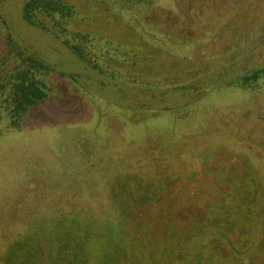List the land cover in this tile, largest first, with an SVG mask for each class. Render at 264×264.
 Wrapping results in <instances>:
<instances>
[{
  "label": "rangeland",
  "instance_id": "obj_1",
  "mask_svg": "<svg viewBox=\"0 0 264 264\" xmlns=\"http://www.w3.org/2000/svg\"><path fill=\"white\" fill-rule=\"evenodd\" d=\"M26 1L0 0V55L11 36L67 77L2 123L0 264H264V78L226 86L264 66V0H68L55 35Z\"/></svg>",
  "mask_w": 264,
  "mask_h": 264
},
{
  "label": "trees",
  "instance_id": "obj_2",
  "mask_svg": "<svg viewBox=\"0 0 264 264\" xmlns=\"http://www.w3.org/2000/svg\"><path fill=\"white\" fill-rule=\"evenodd\" d=\"M120 1L141 6L152 4L156 0ZM103 5L108 8L107 3ZM75 15H77L76 8L68 0H28L23 6V19L30 25L39 27L43 32L52 35L56 34L55 31L68 34V23L69 21L71 22L72 18H75ZM51 25L52 27H50ZM56 37L58 38V36ZM8 41V49L4 54L0 55V137L3 134L1 126L4 121H7L6 129L21 131L32 109L49 99L50 85H48L47 79L51 75L59 74L60 77H67L66 74L57 73L55 67L50 63L21 48L12 41L11 36H9ZM72 41H65L63 44L87 68L102 74L103 71L96 60V55L88 48L89 44H91L90 37L87 34L77 33L72 37ZM263 78L264 66L231 80L226 86L239 87V84L243 89H254V86ZM68 79H73V77L68 76ZM137 198L138 196H134V204L139 206L141 201L137 202ZM238 198H241L240 200L245 198L247 205L254 203L244 196ZM136 206L134 205V207ZM202 221L201 217L200 225L203 224ZM199 228L202 227L200 226ZM191 259L193 264H201L203 255L200 260L198 257L196 260L192 257Z\"/></svg>",
  "mask_w": 264,
  "mask_h": 264
},
{
  "label": "flooded vegetation",
  "instance_id": "obj_3",
  "mask_svg": "<svg viewBox=\"0 0 264 264\" xmlns=\"http://www.w3.org/2000/svg\"><path fill=\"white\" fill-rule=\"evenodd\" d=\"M135 189L137 190V193H138V198H137V202H140V201H144L145 199H143V197H140V195H139V189H137L136 187H135ZM157 198V196H155V199ZM157 201V200H156Z\"/></svg>",
  "mask_w": 264,
  "mask_h": 264
}]
</instances>
